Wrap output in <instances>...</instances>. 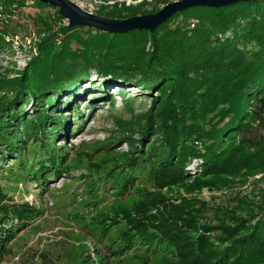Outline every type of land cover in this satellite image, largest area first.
<instances>
[{
	"label": "trees",
	"instance_id": "trees-1",
	"mask_svg": "<svg viewBox=\"0 0 264 264\" xmlns=\"http://www.w3.org/2000/svg\"><path fill=\"white\" fill-rule=\"evenodd\" d=\"M34 1L39 8L56 9L57 17L63 18L57 8ZM5 2L19 9L26 6V0ZM158 11H147L145 3L115 9L110 17L126 19ZM179 18L197 24L173 26ZM38 20L47 33L39 55L20 78L0 79V90L11 92L0 97V161L27 150L33 140L34 179L45 182L60 174L62 161L52 140L61 135L65 119L55 111L56 101L88 80L92 69L120 92L127 86L156 90L150 112L137 119L139 139H126L125 159L101 179V186L109 182L120 191L137 188L140 180L157 193V197L146 194L123 213L125 227L110 243L113 258L131 252L146 260L142 264H152L146 254L161 255L167 259L163 264H264V212L239 217L231 209L214 210L185 198L174 203L162 193L188 186L191 177L185 169L195 159L202 161L193 189L198 191L215 188L242 172L264 171V0L192 8L153 33L92 35L94 30L88 28L85 38L87 27H64L58 47L62 36L51 32L53 21ZM4 45L0 35V52ZM27 104L35 106L34 116L21 109ZM50 109L56 113L48 115ZM20 166H28L21 157ZM8 201L0 185V244L2 236L11 237L6 225L13 218L23 225L31 216L29 206ZM196 230L201 232L194 237Z\"/></svg>",
	"mask_w": 264,
	"mask_h": 264
},
{
	"label": "rangeland",
	"instance_id": "rangeland-1",
	"mask_svg": "<svg viewBox=\"0 0 264 264\" xmlns=\"http://www.w3.org/2000/svg\"><path fill=\"white\" fill-rule=\"evenodd\" d=\"M32 1L26 0V6L19 9L0 0V5L5 6L0 15V35L6 41L0 52V79L20 78L39 55L40 43L47 33L38 17L53 21L49 26L51 32L62 36L57 40V47L64 38L62 29L69 27L63 24L64 19L57 17L56 9L39 8L35 1L34 4L28 3ZM71 1L89 13L111 18L115 9L135 8L146 3L147 11H153V8L160 11L164 2L169 4L180 0ZM178 24L194 28L197 21L179 18L173 26ZM87 30L88 27L83 31L85 38L88 37ZM96 32L91 31V34ZM100 40H97L98 44L102 43ZM76 46L73 44L74 48ZM10 93L0 90V97ZM157 95L156 90L149 92L142 87L130 86L120 92L116 85L103 82L92 69L88 80L57 99L58 110L55 111L61 113L65 122L61 135L53 136L52 145L62 161L61 173L51 175L45 182L34 179L33 160L37 156L34 151L37 146L33 140L27 143V150L0 161V185L9 204L31 208V216L23 225L16 217L6 225V229H11V237L2 236L0 264H142L146 261L131 252L125 257L113 258L110 243L117 231L125 227L123 213L131 210L146 194L157 197V193L154 189H146V182L140 180L137 188L120 191L109 182L101 186V179L125 159L129 151L126 139L131 136L139 139L136 135L139 130L137 119L150 112L153 97ZM130 98L133 100L128 105ZM21 109L28 117L35 114L34 105H23ZM55 113L50 109L48 115ZM49 129L47 127L45 133ZM195 145L201 147L198 141ZM20 157L28 162L26 168L20 166ZM201 164L200 159H195L187 165L185 171L191 180L186 188L165 189L163 195L174 203L185 198L193 200L194 204L205 203L214 210L231 209L239 217L249 216L250 211L255 214L264 212V171L242 172L237 177H228L215 188L193 190L196 177L202 171ZM220 215L224 217V214ZM200 232L192 231V235L196 237ZM146 255L152 264L167 263L161 255Z\"/></svg>",
	"mask_w": 264,
	"mask_h": 264
},
{
	"label": "water",
	"instance_id": "water-1",
	"mask_svg": "<svg viewBox=\"0 0 264 264\" xmlns=\"http://www.w3.org/2000/svg\"><path fill=\"white\" fill-rule=\"evenodd\" d=\"M38 1L57 8L63 19L68 21L70 28L88 27L108 34H126L133 31L153 33L174 15L192 8H223L238 2H249L252 0H180L165 5L156 13L138 15L126 19L109 18L89 13L71 0Z\"/></svg>",
	"mask_w": 264,
	"mask_h": 264
},
{
	"label": "built area",
	"instance_id": "built-area-1",
	"mask_svg": "<svg viewBox=\"0 0 264 264\" xmlns=\"http://www.w3.org/2000/svg\"><path fill=\"white\" fill-rule=\"evenodd\" d=\"M29 4H34V1H32V2H28ZM1 4H3V3H1ZM4 5H0V15H2V12H3V10H4ZM62 23V22H61ZM63 24H65L66 26H68V21L66 20V19H64V23Z\"/></svg>",
	"mask_w": 264,
	"mask_h": 264
},
{
	"label": "bare ground",
	"instance_id": "bare-ground-1",
	"mask_svg": "<svg viewBox=\"0 0 264 264\" xmlns=\"http://www.w3.org/2000/svg\"><path fill=\"white\" fill-rule=\"evenodd\" d=\"M63 19V18H62Z\"/></svg>",
	"mask_w": 264,
	"mask_h": 264
}]
</instances>
